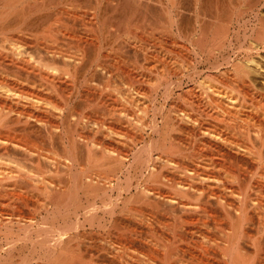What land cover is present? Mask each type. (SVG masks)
Segmentation results:
<instances>
[{
  "label": "bare ground",
  "instance_id": "6f19581e",
  "mask_svg": "<svg viewBox=\"0 0 264 264\" xmlns=\"http://www.w3.org/2000/svg\"><path fill=\"white\" fill-rule=\"evenodd\" d=\"M205 1L203 9L211 10L215 17L221 16L224 7L222 15L229 13L236 0ZM183 4L182 0H0V32L5 34L0 37V191L20 201L13 212H21L22 205L28 207L30 199L37 200L34 204L42 210L37 208L39 220L32 215L35 205L29 216L0 213V264H76L85 257L76 249L86 245L87 234L91 236L87 241L90 253L89 248L85 251L92 261L101 252V245L92 244V236L115 229L128 242L137 240L139 226L164 241L150 243L162 250L169 262L164 264L185 253L183 246L207 250L198 243L191 246L189 236L201 233L206 238L203 229L223 231L226 242L218 250L225 256L223 261L229 259L223 264H233L232 258L243 249L239 238L249 222L254 216L264 219L259 211L263 203L259 209L256 206L259 194H264V23L258 42L247 47L245 61L235 64L238 72L232 78L227 75L228 80L224 75L225 79L218 76L219 83L202 81L197 85L196 68L187 75L192 82L187 88L185 75L179 74L177 88L173 82L164 86L160 78L163 91L156 89L153 94L139 86L137 93H127L140 112L125 107L113 110L115 104L110 105L113 112L109 111L105 120L84 112L85 103L91 101L89 95L104 96L109 91L108 97L115 98L112 92L116 91L107 89L106 83V88L100 85L113 77L103 53L110 46L109 37L123 34V45L129 44L138 37L139 26L152 24V17L159 13L168 17L167 25L182 24L168 19L174 9L184 16ZM41 7L44 10L34 14ZM94 16L98 18L95 37L90 30ZM23 24L18 29L21 33H5L7 28ZM110 28L115 30L110 33ZM182 97L185 105L176 102L167 108L173 99ZM29 135L61 144L63 170L57 157L53 159L43 147L29 145ZM120 144L126 149H120ZM77 156L93 163L109 161L118 173H126L127 181L115 173H87L88 167L82 166ZM45 168L68 173L62 187L45 178ZM130 172H137L138 177L129 178ZM23 184L34 188L25 194L10 191L11 186ZM205 217L212 219V224ZM223 221L231 222V232L223 227ZM74 240L78 241L76 249ZM124 244L102 245L103 254L119 261Z\"/></svg>",
  "mask_w": 264,
  "mask_h": 264
},
{
  "label": "rangeland",
  "instance_id": "374dc122",
  "mask_svg": "<svg viewBox=\"0 0 264 264\" xmlns=\"http://www.w3.org/2000/svg\"><path fill=\"white\" fill-rule=\"evenodd\" d=\"M198 1L199 2H196V3L194 1V3H193V0H184V1L182 0V2L185 4V5L183 4V7L185 8L184 9V16H179L176 9H174L173 14H171V15L169 14L168 20L173 19L174 22H176L177 20H178V22L183 21L182 24L178 23V24H174V25H172V24L167 25V18L168 17H166L165 14L161 13V15H160V13H159L158 16L152 17V19H153L152 21L154 23L152 22V24L147 25V26L145 24V26H143V27L139 26V29L136 32L138 37L135 36V39L134 38L130 39L129 44L125 43L123 45V40L126 37L123 34H121L120 38L110 36L109 37V39L111 40L110 46L108 48H105L103 50V53H104V55L107 56V57L105 56V58H104L105 63L107 62L106 67L109 68V70L111 69V71L113 73V77L111 78L112 80L110 79L111 81L106 80V81L102 82L100 85L102 86V84H103L102 87H105L107 84V87H108L107 89H109V87H110V89H112L111 91H116V92H112L113 95L115 93V95H114L115 98L112 97L113 99L112 98L111 99L118 101V102L117 103L115 101L113 102L108 97V96H110L109 94L107 95V93L109 91L107 89H105L106 88L105 87L103 89H105V91H108L107 93L104 92L107 95V97L105 94H103L104 96H102V95H99V93L94 94L96 96L92 95L93 98L90 97L91 95H89L88 96L89 100H88V98H87V100H88V102L90 100L91 101L89 102L90 104H88V105H87V103H85L86 107L84 108L85 109L84 112L88 113L92 116L97 115V118L99 120H105V116L106 117H107V115L110 116L111 112L109 113L110 115L108 114V112L112 111V109L115 107H117L116 108L117 110L121 109L122 107H125L126 109L129 108V109L133 110V113L136 111L140 112L141 110L139 111L138 103H133V102L131 103V101L129 99L130 97L128 98L129 95L126 96L127 93L128 94L137 93L136 90L138 89V87L142 86V88H144L145 91L148 90L147 92H152L154 94V93H156V91L158 89L159 90L162 89L161 91H163L165 84H167L169 82L170 83L173 82L174 83L173 87L177 88V86L179 85L178 84L179 74L185 75V76H183V77H185L184 81L186 82L185 83L186 85L184 84V86H185V88H187L188 85H190L192 83V82H189L187 75L189 74V72L194 71V69H196V68H197L198 73L195 74L194 76H196L195 82L197 85H200L204 82L205 83L207 82V84H208L210 82L212 83L213 81L215 83H216V81H217V83H219V80L222 79L223 77H224L223 79H225L227 77V80H228L227 75H229L232 78L231 75L238 72L237 69H235V68H237L238 65L236 66L235 64H238L239 63L238 61L241 62V60L244 62L246 59L244 57H246V55H247L245 52L247 47L249 49V47H251L252 45H254L258 42L257 40H258V37L260 35L259 32L261 30L260 26L264 23L263 22L264 0H236V1H234V7L232 8V10L229 13L224 12L222 15L223 10L226 8L223 5L224 8L221 10V16H219L220 14H218V15H215V17H213L214 16L213 11H212L213 16H212V14H210L211 10L203 9V6H205V4H206L205 0L204 1L198 0ZM235 2H237V3H235ZM197 4H198V6H197ZM199 5H202L201 8ZM192 6L193 7L196 6L195 10H193L194 8ZM41 10L43 11L44 9H42V7H41V9L38 8V9L34 10V11H36L34 14H39V12H41ZM257 12L259 13L258 16L255 15ZM176 14H177V16H176ZM139 18L140 17H137V19L140 21V19H142V18H140V19ZM182 18H184V19H182ZM106 20H107V18H106ZM95 21L97 22L98 18L94 16L91 18V21H90V22H93V23H91L90 30H92L91 35L94 33L93 34L94 37L96 34L95 25L97 24ZM139 21H138V23H140ZM25 25L23 24V25H20L18 27L11 26V27H9V29L7 28L8 31L6 30L5 33L17 35V34L21 33V32H19L18 29L22 28V26L24 27ZM178 25H180V26H178ZM96 27H97V25H96ZM10 28L12 30H10ZM114 30H115V28H110L107 31H110V33H112ZM24 32H26V33H23V34H27L29 31L27 30ZM1 34H2V32H0V37L5 35V34H2V36H1ZM31 34L39 35V32H32ZM108 36H106L107 41L109 40ZM114 41H116V42H114ZM108 44H109V41H108ZM92 50H94V49H92ZM247 53H248V51H247ZM256 56H258V55H256ZM228 58H230V59H228ZM226 59L231 64H227L228 62L226 61ZM209 63H211V64H209ZM215 67L216 68L218 67V68L216 69ZM125 68L129 69L130 72ZM123 69H125V71ZM226 69H227V71H226ZM116 73H118V74H116ZM130 74L132 75L133 78L129 76ZM221 75H223V76L221 77ZM218 76H220V79L218 78ZM233 76H235V75H233ZM156 77H157V79H156ZM215 77H216V79H215ZM130 78L133 81L130 80ZM160 78H161V80H163L162 82H164V84H163L164 86H162L160 84L161 83ZM209 78H210V81H209ZM206 79L209 82L205 81ZM187 82H188V84H187ZM200 82H202V83H200ZM198 83H200V84H198ZM207 84H205V85H207ZM157 86L160 88H157ZM131 91H135V92L131 93ZM124 93H125V95H124ZM97 95H99V96L97 97ZM99 98H100V100H98ZM126 99H129V100H126ZM183 99H184L183 97L179 98V99H173V101L174 100L175 101L169 102L167 104V108H170L172 106V104L173 103L175 104L176 102L179 105H182V106L185 105L186 101H184ZM97 100L99 101L98 106L95 105L98 102ZM92 101H93V103L94 102L95 103L93 104ZM103 101H104V104H103ZM85 102H87V101L85 100ZM128 102H130V103H128ZM162 102L163 101L161 100L160 103H162ZM100 103H101V105H100ZM105 103H106V105H105ZM92 104L94 106H97L99 109L96 107L94 108V106ZM122 104H124V105L122 106ZM132 104H134V106ZM110 105H111V107H112V105H114V107H112V109H111ZM91 106L96 111H94L91 108ZM105 106L110 107V108L106 109L107 107L105 108ZM87 107H89V108H87ZM141 107H140V109H141ZM91 110L93 112H97L98 110L99 111L96 114V113H93ZM113 110H115V109H113ZM105 111L107 114L105 113ZM82 112H83V110H82ZM121 113H123V112H121ZM137 113H135V114H137ZM121 115H123V114H121ZM0 135H1V132H0ZM40 138L41 137H39V139ZM27 139H28V143H29V145H31V147L37 148V145H38L39 146L38 148L43 147V150L46 151L48 155L50 154V155L54 156L53 159H55L57 157L58 160L62 161V163L60 165V167H62V164L65 161L63 160V157H62L63 150H62V147L60 146L61 144L59 145V143H56V142L51 143L50 140L48 141V139H46V138L45 139L41 138L42 140H38V136H35V135H29V137ZM45 140H47V141L45 142ZM120 149H122V150L126 149V146H123V144H120ZM76 158H77V161H80V163L82 161V164H83L82 166H84L85 168L88 167L87 173H90V174L93 173L94 174V172H95V173H101V174L107 175V176H114L115 174L116 175L118 174V175H122V180L124 182L127 181V179H126L127 177H125V176H127L126 173L125 174L118 173L114 169L115 168L114 165L109 163V161H106L104 159L103 160L100 159L101 160L100 162H96V163L94 162L93 163V161L89 162L87 159H85L86 161H84V159L78 160V158H79L78 156ZM92 164H94V165L92 166ZM98 164L100 165V167ZM31 165H32V163L29 164V166L32 168V170L33 169L35 170L34 166L33 165L31 166ZM54 167H55V165H54ZM89 167H90V169H89ZM78 168H79V166H78ZM59 169H57L58 171L55 173L54 172H48V169H46V168L43 169V171H44L43 174H44L45 178L50 179V181H52L53 183H56L57 186H59L62 183V181H63V183H65L66 178L68 176V173H66L64 171L59 172L60 170H63V167L60 170ZM32 173H35V172H32ZM87 173L85 172V174H87ZM135 174L137 175L136 177H138L137 172H130V174L128 176L132 175L129 178L133 179V177L136 178ZM64 179H65V181H64ZM53 180H55V181H53ZM27 186L28 185H25V184H23L22 186L13 185L10 187V191L11 192L15 191V192L25 194L26 191L27 192L32 191L34 188V187H32V190H31L30 185L28 187ZM41 188H44V187H41ZM44 190H45V188L41 189V191L40 190L39 191L43 192ZM36 191H38V190H36ZM39 191L36 193H39ZM3 195H6V194H4L3 192L0 191V204H1L0 205V213H5L4 211H7L11 215L14 213L16 215H18L22 212L21 214L22 215L24 214L23 216H27V215L29 216L33 212V211L30 212V210L35 205L34 203L37 204V200L35 201L34 199H30V200H27V202L29 204L28 207H26V205L25 206L22 205L21 212H18L17 210H15V212H13L15 205L17 203L20 204V201L18 199H16L15 195H11V194H9V196L8 195L3 196ZM261 195H263V197H264V194H259L258 198L259 199L261 198V200H257L258 202H257L256 206H258V209L260 207V204L263 203L261 206L262 207L264 206V199ZM85 198H83V200H85ZM3 200L6 201V204H5V202L2 203ZM86 201L87 200H85L83 202H86ZM2 205L3 206L5 205L6 207H3ZM1 206H2V208H1ZM262 207L260 208L259 211L263 212L262 214H264V211H263L264 207L263 208ZM35 208H36V210H35ZM37 208L38 207L36 205H35V207H33V209L35 210V212L37 214L33 212L32 215H34L37 218V220H39L38 219L40 217L39 213L42 210L40 208H38L40 211L39 212L37 210ZM7 212H6V214H7ZM14 218H17V217H14ZM205 219H206V217H205ZM211 221H212V219H208V217H207L206 222L211 223ZM227 222L228 221H223L222 225L228 224L227 228L224 225H223V227L228 231L230 230V232H231L233 229H228V227L231 225V222H230V224H229V222L228 223ZM232 224H234V223H232ZM234 227H236L235 224L232 226V228H234ZM229 228H231V226ZM262 228H264V219L262 220L261 218L259 219L257 216H254V218L252 219V222H249L248 226L245 228L246 234L244 233L245 235L243 234V236L241 235L239 238L240 239L239 244H241V247L243 249L240 251L241 253L239 252L238 255H235V257L232 258L233 264H264V229H262ZM139 229H140V232H138V234H137L138 236H135V238H137V240L135 239L136 241L133 238V240L128 239V242H127V240L125 238H122V237L117 235V233H116L117 231L115 232V229H111V231L109 233H105L106 235H103V236H102V234L92 236L93 237V243L92 244L93 245L96 244L95 246L98 245L97 248L101 245L98 249L102 252V253L99 252V254L97 253L96 255H98V256H95V259H93L92 261H91V257L89 254L90 253V248H89L90 246L87 247V241H89L88 238L90 239V237H91L90 234L86 235L87 236V238L85 239L86 245H82L81 247L77 246V243L79 240H84V239L78 238L77 242L74 240L73 245H74L75 249L77 247L80 248V249H76V251L78 252V250H82L83 254H85V257L87 256L86 258L83 257V260L78 259L76 264H94L93 261H95V264H99V263L100 264H121V263L123 264L125 262L124 260L130 261L129 263H131L133 261V262H135V264H137V262H138V264H140L141 261H142L141 264H145V262H148L150 264H161L163 262L162 264H164V261H166L165 263H169V262H167V260H164L165 258L163 257L164 256L163 252H161L162 250L159 249L154 244L153 245L150 244L152 242L153 243H156V242L163 243L164 241L160 239L159 235H157V234H155V233H153L147 229H143V228H141V226H139ZM234 230H235V228H234ZM203 231H204V234L207 235L206 238H205V236L201 235V233L200 234L198 233L199 235H196L197 234L196 233V234L192 235L193 237L189 236V241H190L189 244L191 246L194 245V243H198L200 245H203V247H207L206 251L196 249V247L192 248L189 245L183 246L185 253L184 252L179 253L180 256H179V254L174 255L172 258L169 259L170 263L171 262H172L171 264H223V263H226L225 260H229V259L225 258V260L223 261L225 256L223 257V254H221V252H219V250H218V246H220L221 244L223 245L226 242L225 241L226 236L223 234L224 232L222 231V233H221L220 230L218 231L216 229H213L209 232L206 231L205 229H203ZM73 235H74V233H73ZM100 237H103L105 239V241L103 242V240H104L103 239L102 242H100L102 239V238L100 239ZM123 239L126 241H124ZM138 239L142 240V241H139ZM129 240L132 242H129ZM144 241L146 244L148 242L149 243L146 245V244H144ZM194 241H196V242H194ZM75 242H76V244H74ZM120 243H123V244L125 243L124 248L120 252L121 263L119 262L120 259L118 261L113 256L103 254L104 253L102 251L103 246H105V245L107 246V245H111V244L116 246V247L123 246V244H120ZM212 245L213 246L215 245V246L213 247ZM87 248H89L88 249L89 253H88V250L85 251ZM186 250H189V251H186ZM18 259H20V258L18 257ZM131 259H133V260L131 261ZM172 259L174 262L172 261ZM143 261H144V263H143ZM46 263L42 262V264H46ZM148 263H146V264H148ZM49 264H51V263H49ZM228 264H230V262H228Z\"/></svg>",
  "mask_w": 264,
  "mask_h": 264
}]
</instances>
